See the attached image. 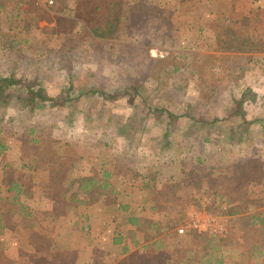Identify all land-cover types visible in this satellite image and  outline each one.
<instances>
[{
    "label": "rangeland",
    "instance_id": "rangeland-1",
    "mask_svg": "<svg viewBox=\"0 0 264 264\" xmlns=\"http://www.w3.org/2000/svg\"><path fill=\"white\" fill-rule=\"evenodd\" d=\"M190 1L183 4L185 7H188L184 10L183 16H185V19L183 21H186L188 18V22L192 24L190 28L185 25L186 27L183 29L184 34L182 35L177 34V31L174 29L175 20L172 19L174 25L170 20L174 15L172 12H169L172 13V16L166 17L165 13H163L162 17H159L158 20H155L158 18L155 16L156 13H151V17H147L146 19L148 23L144 26L138 28L131 27L126 34H122V42L131 44V46L137 49H144L145 51H136L131 54L133 58L128 62V68L126 70L123 69V72L118 74L110 57L104 58L103 60L99 56L89 55L86 60L87 62L83 61L80 63L79 59L72 61V55L70 53L68 54L70 58L66 59V63L72 64L74 66L73 72L77 74L66 75L59 71H64L63 68L59 69L54 62L52 63V60H50L51 63L48 60H44V62L39 61L40 59L37 58L39 48L44 46V49L51 53L54 49L56 50L61 42L59 40L60 34L64 33L63 28L69 23L65 17L57 15L52 9L49 12L44 10L46 13H49L47 19L50 22L47 20V22L43 21L42 19L38 24H32L33 26L29 28V32L22 34L26 36L22 38L32 40L30 41L31 46L29 45L31 49H22L18 61H14L16 62L15 66L18 68L19 73L23 75L26 68L32 67L31 70L33 71L34 66L37 65V68L40 69L38 74H41V77H45L42 86L46 94L55 99H59L62 89L69 90L67 86L72 84L73 89L69 91V94L71 96L70 98L73 99V104L67 103L62 106L59 101H56V105H52L51 103H38L39 107L33 114L21 110L17 104L11 107H0V118L6 120L8 128L13 130L15 134V136H8L6 138L5 145L8 146V150L2 153L0 160L20 168L26 161L25 157L22 160L23 152L26 154H28L27 152H31V146L27 141H24L27 146V152L22 151L20 148L21 139L24 140L22 133H26L28 126L36 128L38 126L45 128L41 132V138L43 140L56 141L61 145L54 159L75 158L80 163V169L88 172L90 165L98 156H105L108 159V165L111 169L115 155L128 149L130 145L123 137L117 135L114 128L110 127V118H113L114 122L118 119H123L125 122L129 116L134 114L136 117L135 123L137 124L138 119H145L147 116L144 103L139 98H135L129 102L126 87L123 88V83L125 86L127 83V79H124L125 76L123 75L131 73L129 79L134 80L137 78V83L142 85V93L148 95V105L166 108L174 114L183 115L187 113L188 118L182 117L171 126L169 142H171L172 147L169 148V151L166 150L167 152L162 153L158 147L160 144H155L153 138L159 135L162 130L152 125V118L145 120L149 132L138 134L140 140H136L139 142V145H137L135 151V160L139 162L127 166L129 176H135L138 173L146 174L147 172H157L159 175L157 186L159 187V182L163 180V176L176 181L179 178L177 176L193 173L196 175V179H198L194 184L198 185L202 179L203 181L205 180L206 175H212V171L216 165V169L218 170L219 168H225L224 170L233 168L235 173H239L240 168L246 162L248 156L252 158L254 154L256 157L259 156V161L264 164V140L260 138L261 135L264 137V120L259 121V123L256 122L255 125H250L251 130L249 134H246V131L242 129L234 132L232 129L234 119H225L224 122L222 120L220 125L217 124L215 128L218 130L221 129L220 132H217L215 128L212 130L205 124V122H211L213 116L216 115L213 110L218 111L219 115L217 116L220 119L228 117V112L233 111L232 100L239 99L242 94H247L248 96L245 99L246 102L243 110L246 114L245 119L251 121L252 118L264 116V74L246 71L240 81L227 83L228 85L225 82H221L220 87L215 89L212 71L208 68V71L204 73L203 71L207 67L202 66V64L211 55L218 53V51L213 49V47L219 48L217 46V39H214V32H217L218 29L215 28L213 32L212 28L205 27L206 23L204 19H196L195 22L189 18L190 15L188 14L193 12L204 16L206 12L213 11V9L223 10L226 7L224 6L225 0H208L207 3L212 6L210 9L204 7V0H198L199 2ZM132 3L140 8L152 7L159 12L162 11L159 7L161 5L170 4V7H173V0H134ZM56 4L57 2L55 0ZM31 5L33 4H30L29 7ZM33 8L30 10L27 6L26 12H21L13 0H1L0 2V37H2V40L0 39V76L9 74V71H15L14 66H12L14 70L12 68L8 70L4 66L5 61L15 59V54L11 53V55H8L9 52L2 42L6 39L9 41L11 34H21L19 31L21 27L30 21L34 22L39 19L36 14L38 7ZM152 17L156 18L152 19ZM217 19L218 17L213 22H219ZM163 23L166 24L167 31L159 28L163 26ZM200 30H202L201 33H199ZM260 33L264 37V33ZM62 39L64 40V36H61ZM251 43L248 44L244 41L237 43L235 47L239 48L240 51L237 53H242L244 54L243 56L257 55L256 58L264 59V44ZM145 48L149 51L147 52ZM180 52L196 55L191 63L195 72L194 76L188 75L187 72L193 74V71L190 69H186L188 71L181 70L179 73L172 71V65L180 63V59L174 54ZM147 54L151 56L150 58L161 61V64L147 61ZM196 59L197 61L195 62ZM49 63L50 65H48ZM186 64L188 65L190 63ZM48 67L50 70L47 69ZM56 67L57 71L53 73ZM246 88L249 89V92L246 91ZM212 90H215V98L208 99L213 94ZM99 92L108 94L111 98L105 100ZM254 94L262 96V99H257V103L252 102L250 99L252 96H255ZM191 118L198 121L189 127L188 123ZM237 120L240 119L238 118ZM190 123L192 124L191 121ZM182 134L184 136L180 138ZM230 138L231 141L226 143V140ZM204 139H207L208 142H202ZM211 157H216L215 159L217 161H212L213 159ZM201 158L203 159V168L200 170V167L197 166L199 164L195 165V162ZM153 159L155 161L151 163ZM167 162L171 163L170 166L167 165ZM131 166L144 168H132L130 170L129 167ZM194 169L197 170L194 171ZM25 178L27 180L25 183L26 188L32 194L28 209L33 214L43 212L45 209L49 211L52 197L49 190L43 186V184L47 183L46 175L38 172L28 174ZM138 183L139 181L134 180L133 183L127 184L128 186L126 188L133 187L137 184V188H135L137 194L131 197L137 201L139 206L146 208L152 202L155 206L157 200L154 196L144 194L139 190ZM124 184L118 182L119 188H125L123 186ZM186 184L191 185L192 183ZM226 195L227 201L229 202L231 196L230 194ZM29 199V196L23 198L26 204L29 202ZM190 205L187 208L192 207ZM74 209V207H69L67 217L58 218L54 221L55 224L56 222H61L55 242L48 229L45 233L40 231L44 239H39L37 242L30 244L33 248L32 251L35 252L36 250V253H38L37 255L33 254L34 256H40L41 248L47 245V242H49L47 245L49 246L48 251L54 256L59 255V251H61L57 245L59 247L63 245L67 247L73 244L72 251L78 249L79 241L76 239L72 240L64 228L68 225V222L76 219V214L85 212L87 214V211L89 212L88 215L94 217V222H99L101 208H97L98 210L94 208ZM144 213H146V210L143 211ZM113 214L114 222H120L122 217H127V214L125 215L123 212L119 215L115 212ZM5 217L6 222H10L11 227L8 230L10 232L0 239V264H14L9 258L14 256L20 250L19 248L21 246L17 242L19 237L10 235V233L11 231L14 232L15 222H21V220L11 212L6 213ZM183 224L184 222L180 226ZM46 226L51 228V222H47ZM34 233L35 238H37L38 233ZM23 236L25 237V235ZM173 246L172 240L168 239L166 241V251L172 252ZM21 250L24 249L21 248ZM225 258L226 264H248V260L245 262L241 261V255L236 251L227 253Z\"/></svg>",
    "mask_w": 264,
    "mask_h": 264
},
{
    "label": "trees",
    "instance_id": "trees-1",
    "mask_svg": "<svg viewBox=\"0 0 264 264\" xmlns=\"http://www.w3.org/2000/svg\"><path fill=\"white\" fill-rule=\"evenodd\" d=\"M56 2L57 4L49 9L41 7L35 2L31 3L33 5L31 7L28 6V8L32 10L33 7V9L38 7L36 14L39 19L34 22L30 21L21 27L19 29L21 34H11L10 42L7 39L2 42L9 52L8 55H11V53L15 54V59L5 61L4 66L8 70H11L10 68L14 66L15 71H9V74L0 76V107H11L17 104L21 110L33 114L39 107L38 103H51L52 105H56V101H59L62 106L67 103L73 104V99L70 98L71 96L69 94V91L73 89L72 84L67 86L69 90L62 89L59 99H55L46 94L42 86L45 77H41V74H38L40 69L37 68V65L34 66L33 71L31 70L32 67L26 68L29 73L25 69L23 75H21L15 66L16 62H14L18 61L19 54L23 48L26 50L31 49L30 41L32 40L22 38L26 37L22 34L29 32V28L33 26L32 24H38L42 19L43 21L47 20L50 22L47 19L49 13L46 12H49L51 9L57 15L65 17L69 23L64 26V33L60 34L59 40L61 42L58 48L56 50L54 49L51 53L50 51L47 52L44 46H42L37 52V58L41 62H44V60L50 62L52 60V63L54 62L59 69L63 68L64 71H59L65 75L77 74L73 72L74 66L66 63V59L70 58L68 56L70 53L72 55V61L79 59L80 63L83 61L87 62L86 60L89 55L99 56L103 60L104 58L110 57L115 65L116 73H122L123 69L126 70L128 68V62L133 58L131 54L136 51H145L144 49H137L131 46V44L122 42V34H126L131 27L138 28L144 26L148 22L146 21L147 17H151V13H156L155 16L158 18L155 19L156 17H152L155 20H158L160 13H163V11L159 12L149 6L147 8L137 7L133 5L132 0H56ZM18 9L22 10V7L18 5ZM70 24L72 25L71 27ZM165 25L163 23V26ZM163 26L159 28L166 31L167 28ZM242 29L243 31L246 30L245 27ZM61 36H64V40H61ZM0 39L2 40V37ZM145 49L147 52L149 51L147 48ZM235 50L239 51V48L227 49L231 53L236 52ZM174 55L178 56L180 63L173 64L172 71L179 73L181 70L190 69L193 71V74L187 72L188 75L194 76L195 72L191 63L196 55L181 52ZM150 57L148 54L146 55L147 61L161 64V61H156ZM186 63L190 64L187 65ZM202 66L207 67L205 71L202 70L204 73L208 71V68L212 71L215 89L220 87L221 82L227 84L240 81L246 71L264 74V59L256 58L255 56H229L227 58L225 57V59L220 57L215 60L209 57L204 61ZM57 67L53 73L57 71ZM47 69L50 70L49 67ZM130 74L123 75L125 76L124 79H127L126 86L122 82L123 88L126 87L128 101L131 102L135 98H139L144 103L147 116L145 119L137 118V124L135 123L136 117L134 114L129 116L125 122L123 119H118L114 122L113 118H110V127L114 128L117 135L123 137L130 145L128 149L115 155L111 169L108 165V159L105 156H98L90 165L88 172L80 169V163L75 158L54 159L61 145L56 141L43 140L41 138V132L45 128L38 126L37 128L28 126L26 133H22L24 140L21 139L20 148L22 151L27 152V146L24 142L27 141L31 146V152H27L28 154L23 152L22 160L25 157L26 161L20 168L0 160V235L4 232V217L8 212L20 218L23 227L30 233H27L29 239L33 240L34 234L32 231L36 222L39 224L45 221L51 222L53 226L54 221L66 214L67 208L87 209L95 205L103 204L108 196L117 194L118 191L115 188L117 182L130 183L126 174L128 170L127 166L135 162V151L137 145H139V142L136 140H140L138 134L149 132L145 121L147 119L152 118V125L162 130L159 135L153 137L155 144H160L158 147L161 152L169 151V148L172 147L171 142H169L171 126L182 117L188 118V114H174L166 108L148 105V95L142 93V85L137 83V78L134 80L129 79ZM246 91L249 92V89H246ZM212 92V96L208 97V99L215 98V90H212ZM99 93H101L105 100L111 98L108 94ZM254 95L250 98L252 102L257 103L259 99H262V96ZM246 97H248L247 94H242L239 99H231L233 111L228 112L229 114L227 113L228 117L220 119L219 116L214 115L211 122H205V124L213 130L217 124L220 125L222 123V120L224 122L225 119H234L232 129L236 132L241 129L248 130L250 125L264 120V116L252 118L251 121L245 119L243 110ZM238 118L240 120H237ZM189 120L195 124L198 121L194 118ZM220 130L217 129V132H220ZM8 136L12 137L15 134L13 130L8 128L6 120L0 118V157L4 151L8 150V146L5 145V140ZM205 141L208 142L207 139ZM230 141L231 138L227 139L226 143ZM259 159V156L256 157L254 155L252 158L248 156L245 168L235 176L238 182L249 178L260 180L264 164ZM199 169L201 170V168ZM38 172L46 175V185L49 188L52 200L49 211L33 214L28 209L26 201L23 200L30 192L26 188L25 183L27 180L25 176ZM227 173H224L223 176H226ZM190 176H193V174H190ZM158 178L159 175L157 172H148L144 178L140 175H135L134 180H140L143 188L151 191L152 187L157 184L156 180ZM163 179L160 182L161 190L156 192L158 198L165 205L172 206L168 210L177 212L184 222L185 215L183 207L179 209L174 206L189 202V200H185L182 196L177 195L179 191L178 187L182 185V180H179L181 181L179 182L165 177ZM204 182L208 187L207 190H209V199L204 203H199L194 198H190L191 205L196 208H204L215 214H224L230 217L232 227L228 237L220 239L192 231L188 233L187 237H181L177 233L171 234L172 229L159 220L138 218L129 213L128 217H122L120 220L121 225L115 232L114 245L118 246L123 254L128 252L125 244L126 240H129L133 248H138L140 255L138 260L141 261L137 262L136 260L131 264H155L157 262L161 264L166 257L169 259L167 264H226V254L233 253L234 251L240 253L242 262L248 260V264H264V217L262 214L242 215L239 211L241 209L239 206L229 207L226 211L222 212L223 210L220 209L222 200L216 194V189L222 182L211 177L209 178L208 175H206ZM224 187L226 194L232 192L230 185H225ZM240 196L243 198L242 195ZM175 202L177 203L175 204ZM119 209H122L123 213L127 211L125 207H120ZM119 209H116V214L118 215L120 214L118 213ZM87 221L88 215L86 213L78 214L77 222H81L82 224ZM167 235L173 237L174 241V248L170 254L163 251L164 238L168 237ZM144 254L149 255L150 259L145 260L146 257ZM52 256L51 262L57 264L59 255L54 256L52 254ZM32 258L33 261H38V258Z\"/></svg>",
    "mask_w": 264,
    "mask_h": 264
},
{
    "label": "crops",
    "instance_id": "crops-1",
    "mask_svg": "<svg viewBox=\"0 0 264 264\" xmlns=\"http://www.w3.org/2000/svg\"><path fill=\"white\" fill-rule=\"evenodd\" d=\"M13 1L17 5V7L18 5L22 7L21 12L25 11L27 6H29L33 2L41 6L40 3L36 0H13ZM193 1L199 2L200 0L199 1L193 0ZM207 1L208 0H204L205 2L204 7H207V9L212 8V6L207 3ZM185 2H191V1L173 0V7H170L171 6L170 4L159 6L160 9L163 11V13H165V17L172 16L171 14L174 13V15L172 16V18H170V20L173 23V25H174L173 20H175L174 29L175 31H177L176 33L180 35L184 34L183 29H185L186 27L185 25H187V27L190 28L192 24L188 22V18L186 21H183L185 19V16H183L184 10L185 8H188L185 7V5H183L185 4ZM224 4H225L224 6L226 7L223 10L213 9V11L211 10L209 12H206L204 16H200V14H195L193 12L188 14L190 15L189 18L193 19L195 22L196 19H200V20L204 19L206 23V24L204 23L205 27L212 28L213 32L215 31V28L218 29L217 32H214V39H217V46H219V48L213 47V49L218 51V53L211 55L212 60H215L216 58H220V57L225 59V57L227 58L232 55L243 56L244 54L237 53L240 52L238 50H235L236 52H232V53L227 51L228 48H236L235 47L236 44L241 41H244L248 44H252L251 42H253L254 44H262V45L264 44V37L260 35L261 34L260 32L264 33V0H225ZM163 13H160L159 17H162ZM217 17H218L217 20H219V22L217 23L213 22V20ZM243 27L246 28L245 31H243L242 29ZM201 32L202 30L199 31V33ZM247 56H251V55H247ZM255 57H257V55H255ZM257 95L259 96V94ZM213 112L216 115H219L218 111L213 110ZM255 124L256 123L252 125ZM192 125H194V122L191 124L189 121L188 126L191 127ZM250 130L251 128L249 127L248 130H243V131H246L245 133L249 134ZM183 136L184 135L182 134L180 138ZM260 138L261 140H264V137L262 135ZM202 142H206V141L204 140ZM211 158L213 159L212 161L215 162L217 161L215 159L216 157H211ZM155 159H153L151 163H153ZM135 162H139V161L135 160ZM181 162H183V160H181ZM246 163L247 160L240 168V172L243 168H245ZM170 164H171L170 162H167L168 166H170ZM202 164H203L202 158L197 159L195 162V165H197L201 169L203 168ZM216 166L212 171V175L208 177L214 178L222 182L216 189L217 196L220 198V200H222L220 206V209L223 210L222 212L226 211L227 208L229 207L239 206L241 208L239 209V211L241 212L242 215L262 214V216L264 217V170H263L264 168L262 169V176L260 177V180H254L249 178V179H244L242 181L240 180L238 182L237 177H235L238 174V172L235 173V170L233 168H229L228 170H224L225 168H221V169L219 168L218 170L216 169ZM132 168H144V167H134V166L129 167L130 170ZM145 170L147 171L146 168ZM195 170L197 169H194V171ZM127 172L126 174L128 176V179L130 180L129 184H131L134 182L135 176H129L130 175L129 171ZM224 173H227L226 176H223ZM190 174L193 173H187L182 176H177L179 178H177L176 180V181L182 180V185L178 187L179 191L177 192V195L182 196V198L185 200H189V202H185V204L183 205L176 204L177 202H175L176 205L174 206L175 208L178 207L179 209L180 207H183L184 212L186 211L187 206L192 203L190 201V198H194L199 203H204L209 199V190H207L208 187L206 183L203 181V179L198 183V185H196L194 184V182L196 183V181H198V179H196V175L193 174V176L189 177ZM137 175H140L142 178H144L145 176L144 173L143 174L138 173ZM158 180L159 179H157L156 181ZM136 181H139L138 183L140 188L139 190H141L144 194L154 196V198L157 200V204L154 206L152 202V204L148 205V207L146 208L144 206H139L137 201L132 198L134 195L137 194L135 190V188H137L136 187L137 184L130 188H126L128 185L124 184L123 186L125 188L121 189L119 188L117 182L115 184V188L118 191L117 194L108 196L103 204L90 207L94 209L101 208L100 210L101 215L99 222H94L95 221L94 217L88 215L89 214L88 211H87V215H88L87 222H84L82 224L81 222H77L78 214H76L75 216L76 219L74 221L68 222V225L64 229L66 230L70 238H72V240L76 239L77 241H79V247L77 250L72 251L73 244L67 247L64 245L62 247H59L57 245L59 250H61L59 251V256H58L59 261L57 262V264H131L136 260L137 262L141 261L138 260V258L140 257L138 248H133L129 240L125 241L128 250L126 254H123L122 250L118 246H115L113 243V240L115 238V232L121 225V222L118 221L114 222L113 213L114 212L116 213V209H119L120 207L127 208V211H124L125 215L127 214V217L129 216V213H131L132 215L138 218H146L148 220H159L161 221V223H163L164 225H168L172 229V231L170 232L171 234L177 233L176 229L183 223V219L177 212L169 211L168 209H171L170 207L172 206L165 205L162 202V200L158 198V194L156 192L161 190L160 182L162 181L159 182V187L156 184L154 187H152L151 191L145 190L140 180H136ZM186 183H192V184L189 185ZM225 185H230V189L232 190V192L229 193L231 196L229 202L227 201V195L224 187ZM43 186L44 188H47L49 190L46 183L43 184ZM240 195H242L243 198ZM27 196H29L30 198L29 202H27V206L29 207V203L32 197L31 192H29V195ZM68 210L69 208H67L66 214L64 216L59 217V219L67 217ZM145 210L146 213L143 214V211ZM46 211L47 209H45V211L43 212ZM43 212H39V213H43ZM122 212H123L122 209L121 210L119 209L118 213H122ZM4 218H5V222H4L5 228H4V232L0 235V239L6 236L10 232L8 230L11 227L10 222H6V217ZM46 223L47 222H41L39 224L36 222L34 224L32 231V233L34 234V239L31 240L29 239V237H26L28 236L27 233L29 231L22 227L21 222H15L13 229L14 232L11 231L10 235H15L19 237L17 241L18 245H20L21 248H23L24 250H21V248H19L20 250H18L14 254V256H11L9 260H12L14 264H53L51 262L52 253L48 251L49 246H47L49 242H47V245H45L46 247L44 246L43 248H41L42 251H40L39 253L40 256H34L33 254L37 255L38 253H36V250L35 252L32 251L33 248L32 246H30V244L37 242L39 239L40 240L44 239V237H42V233H45L47 229L48 231L51 232L53 241L55 242L57 240L58 228L60 227L61 222H56V224L54 223V225L51 226V228H48V226H46ZM40 231H42V233ZM34 232L38 233L37 238H35ZM78 234L80 235L78 236ZM23 235H25V237ZM168 239H171L174 244L173 237L171 236L165 237L163 244V251H165L167 254H170L172 252L166 251L167 249L166 241ZM144 256L146 257L145 260L150 259L149 255L144 254ZM32 257L38 258V261H33ZM168 260H169L168 257L164 258L161 264H167ZM155 264H159V263L157 262Z\"/></svg>",
    "mask_w": 264,
    "mask_h": 264
},
{
    "label": "built area",
    "instance_id": "built-area-1",
    "mask_svg": "<svg viewBox=\"0 0 264 264\" xmlns=\"http://www.w3.org/2000/svg\"><path fill=\"white\" fill-rule=\"evenodd\" d=\"M46 9L55 5V0H36ZM184 224L176 229L181 237H187L190 231L199 234L224 239L229 235L232 227L230 217L223 214H215L204 208L188 207L184 213Z\"/></svg>",
    "mask_w": 264,
    "mask_h": 264
}]
</instances>
